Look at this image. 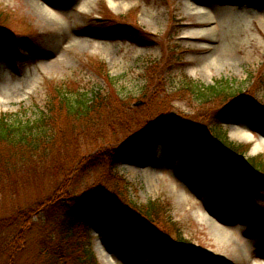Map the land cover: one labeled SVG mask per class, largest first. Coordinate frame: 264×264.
Listing matches in <instances>:
<instances>
[{
    "label": "rangeland",
    "instance_id": "1",
    "mask_svg": "<svg viewBox=\"0 0 264 264\" xmlns=\"http://www.w3.org/2000/svg\"><path fill=\"white\" fill-rule=\"evenodd\" d=\"M81 2L0 0V33L10 40L0 34V116L23 122L36 117L47 92L56 86L86 91L87 99L107 90L125 99L121 112L130 118L128 123L103 128L95 141L89 130L73 129L79 152L92 149L97 141L109 143L111 149L124 144L128 150L126 140L147 122L161 119L149 141L155 155L150 157L141 147L135 161L122 160L117 168L129 181L132 200L158 207L155 213L167 234L158 228L153 237L141 238L128 230L114 235L97 222L91 234L98 262L264 261V173L252 174L247 186L245 167L215 166L214 153L205 157L203 145H214L213 151L230 162L237 160L210 141L219 137V128L227 143L238 147V155L264 162V0H92L85 11ZM190 2L204 9H188ZM96 61L100 73L93 69ZM104 71L114 90L107 86ZM189 82L224 87L225 92L203 100L186 87ZM228 100L241 103L229 115L217 117V109ZM112 107L111 101L107 121L113 117ZM164 118L181 125L167 129ZM193 144L195 155L183 162ZM51 158L56 156L50 153L9 172L0 170L6 181L0 184V218L10 207L29 206L52 195L58 177ZM87 183V178L81 180L76 192ZM227 184L228 191H223ZM33 220L13 264H41L37 239L42 219L35 215ZM176 236L187 241L190 255L167 248L166 242ZM3 260L2 254L0 264Z\"/></svg>",
    "mask_w": 264,
    "mask_h": 264
},
{
    "label": "trees",
    "instance_id": "2",
    "mask_svg": "<svg viewBox=\"0 0 264 264\" xmlns=\"http://www.w3.org/2000/svg\"><path fill=\"white\" fill-rule=\"evenodd\" d=\"M2 14L0 9V19ZM6 36L3 34L2 38L9 40ZM154 66L157 67V64ZM99 67L100 64L96 61L93 69L99 72ZM149 67L150 64L148 69ZM156 70L151 72L152 77ZM103 76L107 86L113 89L112 78L105 71ZM152 77L148 76L147 79ZM186 85L191 93L203 100H209L208 95L217 97L225 92L224 87L215 85L202 87L191 82ZM111 101L115 103V107L111 111L113 117L107 121L106 108ZM123 101L125 99H121V96L114 98L109 90L103 94L95 92L87 99L86 91L56 86L47 92L42 103L43 109L36 117L23 122L21 119L9 120L8 116H0V170L9 172L15 165L17 168L22 167L51 153L56 156L51 159L55 163L58 177V183L46 201L24 207H10L6 216L0 218V255H4L2 264H13L16 253L24 249L28 233L34 226L35 215L42 219L37 239V256L41 264H100L92 250L91 229L97 222L104 224L105 230L114 235L125 234L128 230L141 238L153 237L158 228L164 229L163 233L167 234L166 227H162V222L157 219L155 211L158 207L153 202L142 204L132 200L129 181L117 168L122 160L135 161L141 147L148 150L150 157L155 155V150L149 147V141L158 133L161 119L147 122L134 133L131 141L126 140L130 145L128 150L123 147L121 140L119 144L121 142L122 146L118 148L111 149L109 143L97 141L92 149L79 152L77 134L71 135L74 128H77V132L80 129L89 130L94 140L103 133V128H116L128 123L130 118L124 117L125 112H121ZM228 101L219 106L217 117L229 115L241 103L240 100ZM168 121L169 126L165 123L167 129H173L174 123L180 124ZM93 127L97 128L94 132L91 131ZM216 129L219 137L217 134L210 136V141H217L224 152H229L237 160L228 161L216 149L213 151L212 147L216 148L214 145L209 148L207 143L203 144L206 145L205 157L214 153L217 159L215 166L245 167L248 171L244 173L245 182L247 186L251 185L252 174L264 173V162L258 157L238 155V147L227 143L223 133L221 135L219 128ZM68 148L73 150V154L68 153ZM196 150L195 144L189 146L183 162H190ZM84 178L88 179V183L81 192H76L80 190L77 186ZM0 184H6V181L2 182L1 174ZM226 186L223 191L228 190V184ZM5 194L4 192L3 195ZM172 240L170 242L176 243L178 247L188 249L184 238L176 236Z\"/></svg>",
    "mask_w": 264,
    "mask_h": 264
},
{
    "label": "bare ground",
    "instance_id": "3",
    "mask_svg": "<svg viewBox=\"0 0 264 264\" xmlns=\"http://www.w3.org/2000/svg\"><path fill=\"white\" fill-rule=\"evenodd\" d=\"M92 0H82L81 4H80V10L81 11H85L86 8L89 6V4L91 3ZM188 9H194V10H198V11H202L204 8L203 7H198V6H194L192 4V2L188 3ZM241 131H238V133H240ZM245 133V132H244ZM244 133H240L242 135H245ZM224 230V229H223ZM227 236V234H225L222 238H225ZM222 240V239H221ZM253 264H264V261L261 262H254Z\"/></svg>",
    "mask_w": 264,
    "mask_h": 264
}]
</instances>
